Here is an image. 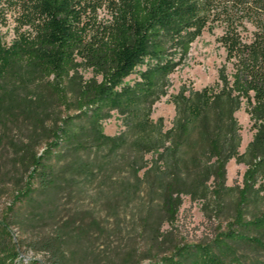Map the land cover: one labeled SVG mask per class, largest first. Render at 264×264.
<instances>
[{"label":"rangeland","instance_id":"1","mask_svg":"<svg viewBox=\"0 0 264 264\" xmlns=\"http://www.w3.org/2000/svg\"><path fill=\"white\" fill-rule=\"evenodd\" d=\"M90 6L77 31L68 78L74 102L88 83L102 81L95 61L116 30L115 12L107 4ZM204 17L180 19L168 27L156 41L159 47L122 80L112 108L83 123L90 129L83 139L101 135L105 140L89 148H64L51 161L56 186L15 204L29 171V151L44 150L65 114L39 65H27L22 58L44 52L39 19L24 0H0V264L150 263L179 246L194 250L196 245L211 247V256L218 260L192 251L188 264H264V248L252 241H264V229L234 227L239 235L228 247L214 246L236 222L241 193L249 191L251 150L263 124L255 114L259 103L254 91L250 98L233 93L238 107L224 125H236V152L224 163L222 176L208 177L202 188L194 185L195 192L190 184L169 185L173 168L164 160L172 157L177 130L186 117L197 127L203 124L202 115H213L208 129L191 132L188 145L178 141L183 152H191L188 158H198L196 164L184 160L180 165L187 167L184 177L192 176V183L197 172L214 173L219 167L206 137L216 133L214 109L206 107L200 114L197 106L205 90L216 95L224 89L223 71L230 78L239 59L228 57L226 25ZM245 27L238 30L240 41L251 43L264 30V19ZM31 109L42 122L26 119ZM129 115L143 116L130 139H140L142 147L111 152L113 140L128 131ZM156 139L161 141L159 148ZM251 185L244 204L248 224L264 213V171ZM171 193L177 200L174 216L163 200ZM53 244L61 246L62 257Z\"/></svg>","mask_w":264,"mask_h":264},{"label":"trees","instance_id":"2","mask_svg":"<svg viewBox=\"0 0 264 264\" xmlns=\"http://www.w3.org/2000/svg\"><path fill=\"white\" fill-rule=\"evenodd\" d=\"M24 2L31 6L33 13L39 19L44 52L40 55H36L35 52L23 54L22 58L27 65L35 63L39 65L44 77L49 80L51 93L63 108L65 116L52 130L51 139L46 143L42 152L29 151V171L23 189L15 196V204L56 186L57 172L51 161L62 153L64 148H89L94 145V141L105 140L101 135L98 139L93 135H90L89 139H83L90 131L83 123L91 122L95 117H102L112 108L122 80L151 54L152 49L159 47L156 41L162 38L168 27L180 19L188 21L199 17L200 14H203L206 20H216L226 25L228 37L225 44L229 53L228 57L230 60L239 59V63L237 61V65H234L235 71L230 78L223 71L224 89L216 95L211 93V90H205L201 95L202 101L197 106L200 114L205 111L206 107L208 109L213 107V112H215L216 133L207 134L206 137L218 157V170L213 173L203 169L194 175L192 183L190 182L192 176L190 179L184 177L183 172L187 167L180 169V165L184 160H192L193 164H196L198 158L196 156L188 158L187 154L191 152H183L178 141L183 146L188 145L191 132L197 128L208 129L209 116L213 115H202L203 124L197 127L190 125L189 118L186 117L177 130L178 141L174 143L172 157L164 160L165 164L171 163L173 168L172 182L169 185L175 187L190 184L191 191L195 192L194 185L202 188L201 186L206 185L208 177L222 176L221 170L224 163L236 152L234 143L236 125L234 123L231 126L224 125L230 114L238 107V97H235L233 93H238L241 98H250V92L254 91L259 103L255 108V114L263 124L259 126V133L251 150L252 167L247 175L250 191L252 182L256 180L261 171H264V30L258 33L257 38L251 43L241 42L238 30L240 27L246 28L247 23L258 24L264 19V0H202L200 2L199 0H24ZM98 3L107 4L115 12L116 30L112 43L98 51L99 58L95 61L98 71L103 74L102 81L92 80L79 91L74 102L70 95L68 78L75 63L77 31L84 16L89 15L90 5ZM74 108L77 111H74ZM26 119H37L42 122L41 115H33L32 109L27 113ZM142 120V115H129L126 123L128 131L113 140L114 148L111 152H116V149L124 146L142 147L140 139L130 141L135 128ZM224 128L226 133L223 132ZM160 142L156 141V148H159ZM103 147L104 144L101 145V148ZM107 157L108 155L103 157V162L107 160ZM249 191L241 193L242 200L237 210L236 222L230 225L227 232L221 233L214 246L228 247V242L239 235L234 227L251 228L255 226L258 229H264V213L251 224L244 221V204ZM163 200L170 214L174 216L177 200L173 193ZM90 224H95V222H90ZM6 229H8L7 226ZM62 238L65 240L64 235ZM252 241L264 248L263 240L254 238ZM52 246L57 256L64 255L61 246L55 247L54 244ZM194 248L192 250V247L179 246L172 254L156 262H138L137 264H188L192 251L204 255L209 254L213 260H218L211 256L213 252L211 247L196 245Z\"/></svg>","mask_w":264,"mask_h":264}]
</instances>
